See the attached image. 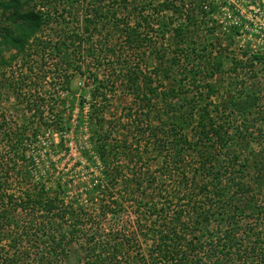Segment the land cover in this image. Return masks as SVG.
I'll return each mask as SVG.
<instances>
[{"label": "trees", "instance_id": "16d2710c", "mask_svg": "<svg viewBox=\"0 0 264 264\" xmlns=\"http://www.w3.org/2000/svg\"><path fill=\"white\" fill-rule=\"evenodd\" d=\"M30 1L0 0V53L12 52L0 57L2 68L23 67L47 51L55 68L42 72L41 82L58 97L81 74L83 52L105 75L92 74L89 102L81 101L75 119L74 104L55 100L42 85L17 94L27 125L11 128L0 115V264H61L77 243L84 251L79 264H264V51L238 56L230 39L218 49L193 42L202 22L193 0H127L120 14V0ZM152 12L182 19L170 30L172 51L152 41ZM64 15L81 19V28L65 26L55 41L40 37ZM231 27L238 35L240 26ZM147 54L154 72L145 66ZM226 59L227 86L208 82ZM242 71L251 81L236 89ZM24 79L27 73L15 88ZM120 91L133 98L125 130L121 120L105 119ZM72 127L91 131L81 155L99 164L84 202L68 195L81 182H51L45 162L36 174L32 154L47 153V131L63 146ZM160 157L158 172L139 173L143 158Z\"/></svg>", "mask_w": 264, "mask_h": 264}, {"label": "rangeland", "instance_id": "374dc122", "mask_svg": "<svg viewBox=\"0 0 264 264\" xmlns=\"http://www.w3.org/2000/svg\"><path fill=\"white\" fill-rule=\"evenodd\" d=\"M20 1L24 2L26 0ZM46 1L47 0H34L33 2L30 1L29 6L39 3H45L46 5ZM64 1L65 0H63V2ZM162 1L164 0H147L148 3H152L153 5L161 3ZM238 1L239 0H193L197 6L196 19L198 21H202L200 23V30L198 33L196 32L197 36H194L193 42H198L201 47L218 49V43H224V40L229 41L230 39L232 41V45L229 50H233L234 55L238 56L242 54V51H264V0ZM112 2L113 0H107L106 6H111ZM119 2L121 4V9L119 12L120 14L124 12L123 8L126 6L128 1L120 0ZM117 4L114 6H117ZM76 7H78L80 10V6ZM150 8H153V6H150ZM78 9L76 8L75 11H78ZM152 13L154 14V17L152 18L151 23L154 26H152V30H148L152 41L155 44H161L163 47L166 46L165 48H169V50L172 51L175 49V40L172 39L170 30L182 22V19L171 16L170 12L159 13L158 15L154 12ZM122 19L123 18L120 17V20ZM80 20L81 19L79 18L72 20L71 17L64 15V19L59 18L58 20L54 21L60 22V24L54 25V32L44 30L40 34V37L55 41L59 36H61L62 33L60 30H62L65 26V29L71 28L76 30L77 28H81L82 21ZM236 24L240 26V32L238 35L234 34L233 36V32L229 33V30H233L231 26ZM212 26L217 28V33L212 34ZM95 34L97 35L98 33ZM103 34L107 35L108 33L103 31ZM112 35L113 34L110 33L106 37L110 38ZM229 50L226 54H228V56H232L233 53L230 54ZM11 53V51L1 52L0 57L8 60ZM168 53L169 55L173 54V52L169 51ZM47 54L48 53L46 51L44 52L43 56L41 54V56L30 58L29 63H26V65L23 67L17 63L16 65L13 63L10 69L2 68L0 66V115L5 117L8 126H11V128H15L16 125H27L30 121L28 119L29 113L24 112L22 107L23 105L20 103L22 97L17 96V94L23 96V94L31 93L32 90H36L42 85L44 88H48L45 90H49V92L55 97V100L68 99V102H72L74 104L72 115L73 119H75L79 112L81 101L89 102L92 74H99V77H101L102 74L105 75V71L102 68H97L95 63L90 61L89 57L85 58L87 53L83 52V58H81L77 63L81 67V74L73 75L70 83V91L68 93L64 92V95H62L63 97H58L56 95V92H58L56 91L57 89H54L53 91L50 84L46 83L44 85V83L41 82V77L43 76L42 72H45L47 75H49L50 73L54 72L55 68ZM143 60L146 68L151 72H154L153 70L156 68V62L154 61L153 57L150 56V54H147ZM228 61L229 60L227 59L224 61L220 73H216L212 79H208L207 81L216 82V84H221L226 87L227 82L230 81V78H228L227 75L228 68L230 67ZM106 64L108 63H104L103 65L105 68L108 67ZM29 67L34 70V73H32L33 75L29 73ZM26 73L28 74L29 79H24L23 82H26L19 83L15 88L14 84L17 83L15 82V79H19L21 74ZM239 80L240 82L238 83L237 81V85H235L236 81L232 83L233 87H236V89H238L240 85L246 84L245 81L247 84H249L251 81L244 75V71L240 72ZM223 92L224 90L222 89L220 93L222 94ZM214 101L218 102L217 99ZM132 103L133 98L131 96H127L122 91L116 93L115 97H112L110 100V106L106 111L105 119L112 123H114L117 119L121 120V129L125 130L124 126L126 125L125 120L127 118L126 115L128 114V107ZM83 112L85 114L88 112L86 104H84ZM157 114V111L152 113L150 120L151 124H157ZM84 127H82L81 130H78L77 132L72 127L71 133H67L63 138V146L61 145L59 134H56L53 131H47L44 138H42V141L44 142V148L47 153H44V155H39L36 152L32 153L39 162L37 167L38 172L36 174L43 173L44 167L42 162H45V164H48L49 166L48 170L50 174V180H52L51 182H56V179H59L61 182H72V185L81 182L80 186H72L68 194L72 200L78 199L81 202L87 200V191H85V186H88L87 184L91 182L92 172L96 174V171L99 169V167H97V169L95 168V166L99 165L98 163L93 166L87 163L85 156L81 155L82 151L90 149V145L88 143V134L91 131H88V129ZM50 143L52 144V147L48 148L47 144ZM29 156H31V154ZM46 157L47 159H45ZM161 162V157L160 159L155 158V160L150 162L145 161L143 158L141 163L138 165V169L141 171H139V173L145 172L147 168L148 171L156 173L159 170ZM163 181L167 182V179H163ZM89 190L90 189L88 188V191ZM71 199H68V201H72ZM80 246L81 245L79 243L72 244L67 251L66 259L61 264H79L81 258L84 255V251Z\"/></svg>", "mask_w": 264, "mask_h": 264}]
</instances>
